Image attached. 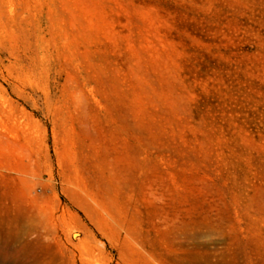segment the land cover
Listing matches in <instances>:
<instances>
[{
	"label": "rangeland",
	"instance_id": "1",
	"mask_svg": "<svg viewBox=\"0 0 264 264\" xmlns=\"http://www.w3.org/2000/svg\"><path fill=\"white\" fill-rule=\"evenodd\" d=\"M0 264H264V0H0Z\"/></svg>",
	"mask_w": 264,
	"mask_h": 264
}]
</instances>
